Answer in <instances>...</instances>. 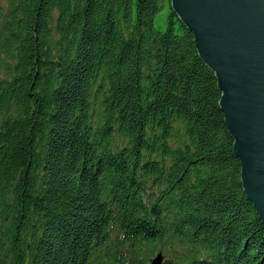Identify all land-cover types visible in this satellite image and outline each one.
Here are the masks:
<instances>
[{
    "label": "trees",
    "instance_id": "trees-1",
    "mask_svg": "<svg viewBox=\"0 0 264 264\" xmlns=\"http://www.w3.org/2000/svg\"><path fill=\"white\" fill-rule=\"evenodd\" d=\"M220 98L171 0H0V264H264Z\"/></svg>",
    "mask_w": 264,
    "mask_h": 264
},
{
    "label": "water",
    "instance_id": "water-1",
    "mask_svg": "<svg viewBox=\"0 0 264 264\" xmlns=\"http://www.w3.org/2000/svg\"><path fill=\"white\" fill-rule=\"evenodd\" d=\"M214 72L243 192L264 225V0H171ZM158 253L151 264H161Z\"/></svg>",
    "mask_w": 264,
    "mask_h": 264
}]
</instances>
